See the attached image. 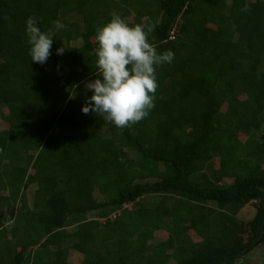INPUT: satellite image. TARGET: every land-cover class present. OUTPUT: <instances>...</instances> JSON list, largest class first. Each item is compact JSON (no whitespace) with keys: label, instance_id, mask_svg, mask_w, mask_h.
<instances>
[{"label":"trees","instance_id":"obj_1","mask_svg":"<svg viewBox=\"0 0 264 264\" xmlns=\"http://www.w3.org/2000/svg\"><path fill=\"white\" fill-rule=\"evenodd\" d=\"M114 15L154 25L149 42L174 52L154 109L122 134L81 111L95 30ZM30 16L65 25L43 65ZM0 121V264H68L72 250L79 264H239L260 246L263 258L264 0H0Z\"/></svg>","mask_w":264,"mask_h":264},{"label":"clouds","instance_id":"obj_2","mask_svg":"<svg viewBox=\"0 0 264 264\" xmlns=\"http://www.w3.org/2000/svg\"><path fill=\"white\" fill-rule=\"evenodd\" d=\"M242 10L249 8L245 5ZM38 23V17L30 16L25 21V34L31 61L43 65L51 56L54 37L65 25L57 19L50 29L42 31ZM154 30L151 24L129 26L119 15L95 30L97 78L84 82V88L92 95L85 98L83 114L95 113L121 134L149 116L155 107L158 89L157 68L174 59V52H158L149 42ZM64 51V47L58 48L57 54L62 55ZM77 87L73 86L72 98ZM12 223L6 222L5 227Z\"/></svg>","mask_w":264,"mask_h":264},{"label":"rangeland","instance_id":"obj_3","mask_svg":"<svg viewBox=\"0 0 264 264\" xmlns=\"http://www.w3.org/2000/svg\"><path fill=\"white\" fill-rule=\"evenodd\" d=\"M250 1H254V0H250ZM68 20L70 22H72V21L81 22V17H78L76 15H71L68 18ZM127 20L131 21L132 17L127 18ZM75 45L79 46L80 40H77L75 42ZM89 81H92V80H87L86 82H89ZM83 87H84V84H83ZM5 127H6V125L0 121V130L4 129ZM208 167L209 168L211 167L212 169H217L218 168V160L214 159L210 164H208ZM222 183H231V179H226ZM33 192H34V186H29L28 189L26 190L27 200H28V203L30 206L32 204ZM96 197L99 198V196L97 194H96ZM155 200H158V198L156 196L155 197L145 196V197L141 198L140 200H138V202L148 206V205H150V203L152 201H155ZM127 207L132 209V208L136 207V204H133V205L130 204ZM4 208H5L4 206L0 207V215L3 213ZM255 211H256V203L254 201L245 205L239 211V213L237 215L238 223L242 224L243 227L244 226L246 227L247 224L249 223V221L254 216ZM92 217H94V213H89L88 218H92ZM71 230H72V228H68V231H71ZM165 237H166L165 232L157 231L153 235V238H154L153 241L159 242L161 240H164ZM191 237L193 240H198V238L193 233H191ZM261 250H262V248L260 246L258 249L251 251L247 256H245V259L242 260L239 264H262V263H264V255H263L262 259L259 258L260 255H262ZM5 260H7V258H5ZM81 260H82V255L80 253H77L76 251H73V250L68 252V254H67L68 264H79L81 262ZM169 264H175V263L173 261H170Z\"/></svg>","mask_w":264,"mask_h":264},{"label":"crops","instance_id":"obj_4","mask_svg":"<svg viewBox=\"0 0 264 264\" xmlns=\"http://www.w3.org/2000/svg\"><path fill=\"white\" fill-rule=\"evenodd\" d=\"M66 261H67V259H66ZM68 262V261H67Z\"/></svg>","mask_w":264,"mask_h":264}]
</instances>
